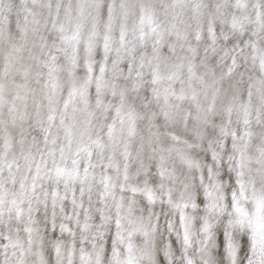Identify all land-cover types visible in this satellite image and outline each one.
<instances>
[{
    "label": "clouds",
    "instance_id": "9594fccd",
    "mask_svg": "<svg viewBox=\"0 0 264 264\" xmlns=\"http://www.w3.org/2000/svg\"><path fill=\"white\" fill-rule=\"evenodd\" d=\"M0 264H264V0H0Z\"/></svg>",
    "mask_w": 264,
    "mask_h": 264
}]
</instances>
